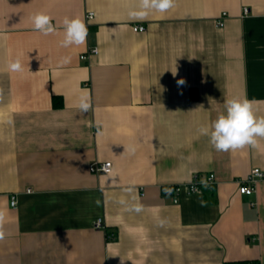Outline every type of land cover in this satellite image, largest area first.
<instances>
[{
    "label": "crops",
    "instance_id": "0c3cea01",
    "mask_svg": "<svg viewBox=\"0 0 264 264\" xmlns=\"http://www.w3.org/2000/svg\"><path fill=\"white\" fill-rule=\"evenodd\" d=\"M137 9L0 0V264H264V178L254 195L238 191L264 172V138L225 152L198 132L228 98L246 96L264 116V0H176L130 17ZM37 12L55 34L34 30ZM65 17L83 20L84 44L60 46ZM17 58L24 71L10 72ZM109 161L110 174L90 173ZM211 173V190L174 204V186Z\"/></svg>",
    "mask_w": 264,
    "mask_h": 264
},
{
    "label": "clouds",
    "instance_id": "9594fccd",
    "mask_svg": "<svg viewBox=\"0 0 264 264\" xmlns=\"http://www.w3.org/2000/svg\"><path fill=\"white\" fill-rule=\"evenodd\" d=\"M176 0H138V9L130 11L129 15L135 19L146 18L150 12H167L175 6ZM34 30L44 36L53 35L57 29L52 23V17L44 12H37L32 17ZM64 37L60 46L69 48L80 46L86 42L87 26L79 17L63 20ZM70 57H62L60 63L67 64ZM8 70L13 73L23 72L24 68L19 58L8 62ZM173 73V75H175ZM178 85L184 84L179 80ZM255 101L246 96L241 99L233 97L225 99L224 112L219 114L212 121L210 126H201L198 129L200 135L208 136L210 144L217 151H236L245 146L258 147L257 138H264V116H258L254 111ZM78 107L81 111L87 112L91 108L88 97L79 99ZM11 122V121H9ZM136 212L141 211L140 206H135ZM4 213L0 212V225L3 224ZM163 221H161V225ZM4 238V232L0 230V239Z\"/></svg>",
    "mask_w": 264,
    "mask_h": 264
},
{
    "label": "built area",
    "instance_id": "2783aa9c",
    "mask_svg": "<svg viewBox=\"0 0 264 264\" xmlns=\"http://www.w3.org/2000/svg\"><path fill=\"white\" fill-rule=\"evenodd\" d=\"M244 16H247V14L250 12L248 8L243 9ZM227 17V13H223L222 16L217 21L216 25L218 27H224L223 19ZM94 14L90 12L88 14V19H93ZM133 29L136 32H145L146 29L143 26H134ZM93 53H97V50H94ZM81 59H86V56H81ZM112 162H95L92 163L89 166V171L92 174H98V175H108L110 174L112 170ZM264 178V172L259 168H254L252 172L243 180L239 181V193L246 196H252L257 190V181ZM216 183L215 174L211 173L209 177L206 180H202L199 174H196L194 179L190 183L182 184V185H176L173 188L172 191V200L174 204H179L182 200V197L186 196H193L196 194H200L204 192V188L211 190L213 186ZM28 193H32L31 189L26 190ZM18 200L16 196H13L10 200V205L14 208H17ZM255 204V203H254ZM252 203V206L254 205ZM97 228H103V220L99 219L95 226ZM116 234L115 233H108L107 239L109 241L115 240Z\"/></svg>",
    "mask_w": 264,
    "mask_h": 264
},
{
    "label": "trees",
    "instance_id": "16d2710c",
    "mask_svg": "<svg viewBox=\"0 0 264 264\" xmlns=\"http://www.w3.org/2000/svg\"><path fill=\"white\" fill-rule=\"evenodd\" d=\"M166 192V191H165ZM228 264H260L259 261H242V262H233Z\"/></svg>",
    "mask_w": 264,
    "mask_h": 264
}]
</instances>
